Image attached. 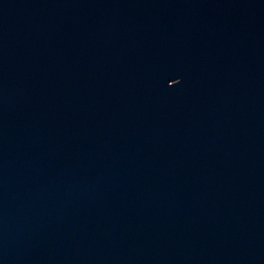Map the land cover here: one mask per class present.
Returning a JSON list of instances; mask_svg holds the SVG:
<instances>
[{
    "label": "water",
    "instance_id": "water-1",
    "mask_svg": "<svg viewBox=\"0 0 264 264\" xmlns=\"http://www.w3.org/2000/svg\"><path fill=\"white\" fill-rule=\"evenodd\" d=\"M0 264H264V0H0Z\"/></svg>",
    "mask_w": 264,
    "mask_h": 264
}]
</instances>
